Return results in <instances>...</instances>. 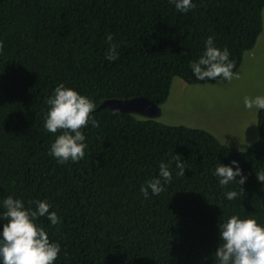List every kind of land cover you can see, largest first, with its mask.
Listing matches in <instances>:
<instances>
[{
    "label": "trees",
    "instance_id": "obj_1",
    "mask_svg": "<svg viewBox=\"0 0 264 264\" xmlns=\"http://www.w3.org/2000/svg\"><path fill=\"white\" fill-rule=\"evenodd\" d=\"M187 13L169 0H0V199H46L60 217H38L61 246L54 264H216L217 225L232 214L264 224V110L258 139L240 152L201 129L168 126L100 106L142 96L162 105L174 78L197 85L189 61L214 37L235 72L262 31L264 0H194ZM112 33L118 57L105 59ZM222 79V78H220ZM63 82L96 104L77 162L48 153L45 99ZM103 140L95 144V137ZM104 152L107 160L103 165ZM173 154L185 164L157 195L140 185ZM236 160L247 176L220 186L219 162ZM234 167V166H233ZM239 179V177H234ZM235 189L238 196L226 200ZM34 207V206H33Z\"/></svg>",
    "mask_w": 264,
    "mask_h": 264
},
{
    "label": "clouds",
    "instance_id": "obj_2",
    "mask_svg": "<svg viewBox=\"0 0 264 264\" xmlns=\"http://www.w3.org/2000/svg\"><path fill=\"white\" fill-rule=\"evenodd\" d=\"M175 9L181 13H187L194 8V0H169ZM105 59L114 61L118 57V45L113 43L112 33L106 34ZM2 46V41H0ZM230 53L227 47H217L214 37L209 35L204 40V49L196 59L189 61L193 76L199 81H209L213 78L219 80L231 79L234 62L229 59ZM155 111L148 110L146 114L136 111L132 104L118 110L111 107L116 102L127 103V99H113L102 103L111 111L129 114L136 119H156L160 114L161 106L151 102L145 97ZM107 103V104H106ZM244 107L264 110V95L244 97ZM48 106L44 115V128L46 131L56 134L50 143L48 153L56 158L57 163L77 162L86 154L87 142L82 129L86 125L97 126V121L91 113L96 104L92 98L83 95L74 88L66 87L63 82L56 84L52 93L45 99ZM155 121V120H154ZM103 140V136L95 137V144ZM174 161L177 176H183L184 162L177 154L169 161L161 160L158 165V173L146 179L140 185V192L148 197L149 192L157 195L164 190V186L172 180V163ZM107 160L104 152L103 165L106 168ZM234 166V167H233ZM213 175L218 178L220 186H227L235 182L239 190L243 192V185L247 176L243 174L239 162L230 161L229 164L217 163ZM256 179L264 189V169L255 172ZM239 177V179H234ZM238 192L235 189L225 191L226 200L236 199ZM25 206L22 198L12 194L0 199V264H54L61 246L56 241H50L48 233L38 222V217H46L50 225L60 222V217L55 210L50 211V203L46 199H33ZM34 206V207H33ZM219 242L214 252L216 264H264V224L258 223L254 215L240 216L232 214L223 219L217 225Z\"/></svg>",
    "mask_w": 264,
    "mask_h": 264
},
{
    "label": "rangeland",
    "instance_id": "obj_3",
    "mask_svg": "<svg viewBox=\"0 0 264 264\" xmlns=\"http://www.w3.org/2000/svg\"><path fill=\"white\" fill-rule=\"evenodd\" d=\"M229 79L186 84L174 78L166 102L155 121L168 126L201 129L237 151L258 139L257 112L244 107V97L264 95V10L262 31L255 46L243 55Z\"/></svg>",
    "mask_w": 264,
    "mask_h": 264
},
{
    "label": "bare ground",
    "instance_id": "obj_4",
    "mask_svg": "<svg viewBox=\"0 0 264 264\" xmlns=\"http://www.w3.org/2000/svg\"><path fill=\"white\" fill-rule=\"evenodd\" d=\"M129 102H132L133 105L138 108L143 114H146L148 110L155 111L156 107H152L146 104V99H139L138 97H134L131 99H127Z\"/></svg>",
    "mask_w": 264,
    "mask_h": 264
},
{
    "label": "water",
    "instance_id": "obj_5",
    "mask_svg": "<svg viewBox=\"0 0 264 264\" xmlns=\"http://www.w3.org/2000/svg\"><path fill=\"white\" fill-rule=\"evenodd\" d=\"M132 104H133L132 102H127V103L116 102L112 104L111 107L114 109L121 110V109H124L126 106H131ZM146 104L151 106L149 101H146ZM136 111L141 112L138 108H136Z\"/></svg>",
    "mask_w": 264,
    "mask_h": 264
}]
</instances>
